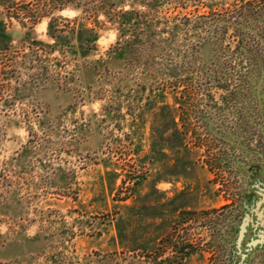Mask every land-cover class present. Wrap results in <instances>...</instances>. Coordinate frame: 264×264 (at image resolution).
Masks as SVG:
<instances>
[{
  "label": "rangeland",
  "instance_id": "1",
  "mask_svg": "<svg viewBox=\"0 0 264 264\" xmlns=\"http://www.w3.org/2000/svg\"><path fill=\"white\" fill-rule=\"evenodd\" d=\"M0 264H264V0H0Z\"/></svg>",
  "mask_w": 264,
  "mask_h": 264
}]
</instances>
